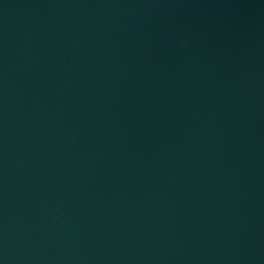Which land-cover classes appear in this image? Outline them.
I'll return each instance as SVG.
<instances>
[{
  "label": "water",
  "instance_id": "1",
  "mask_svg": "<svg viewBox=\"0 0 264 264\" xmlns=\"http://www.w3.org/2000/svg\"><path fill=\"white\" fill-rule=\"evenodd\" d=\"M0 264H264V0H0Z\"/></svg>",
  "mask_w": 264,
  "mask_h": 264
}]
</instances>
